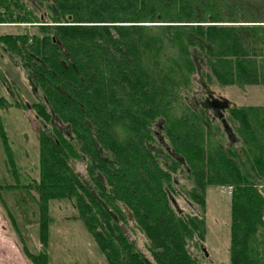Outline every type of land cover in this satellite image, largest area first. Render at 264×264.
Masks as SVG:
<instances>
[{"label":"trees","instance_id":"obj_1","mask_svg":"<svg viewBox=\"0 0 264 264\" xmlns=\"http://www.w3.org/2000/svg\"><path fill=\"white\" fill-rule=\"evenodd\" d=\"M0 25L35 30L1 35L0 51L41 127L39 180L22 190L43 248L50 203L67 200L107 264H198L207 192L230 187L224 264H264V107L214 90L264 85V0H0Z\"/></svg>","mask_w":264,"mask_h":264},{"label":"rangeland","instance_id":"obj_2","mask_svg":"<svg viewBox=\"0 0 264 264\" xmlns=\"http://www.w3.org/2000/svg\"><path fill=\"white\" fill-rule=\"evenodd\" d=\"M155 26L156 24H148ZM160 25V24H159ZM161 26V25H160ZM26 27V28H25ZM31 26L0 25V36L6 34L33 33ZM4 58V59H2ZM4 60V61H3ZM0 68L5 72L6 81L0 80V96L6 97L12 107L0 112V185H16V190L3 193L19 229L27 233L28 247L34 252L41 251L38 241L39 214L35 201L25 189L29 184L39 180V137L41 127L32 111L16 108L17 103H32L27 91V80L14 70L0 51ZM1 74V70H0ZM23 78V81L21 80ZM23 82V84H22ZM19 93L17 98L10 95L9 88ZM216 96L223 93L237 105L264 106V85L247 89H214ZM20 101V102H18ZM15 107H14V106ZM22 106V105H21ZM11 153L10 162L5 146ZM81 168V167H80ZM82 170V168H81ZM25 185V186H23ZM12 186V187H13ZM21 187V188H20ZM230 187L209 189L206 195L208 211L206 241L202 246L190 245V251L198 264H224L229 260L230 246V207L232 195ZM186 203V202H185ZM188 203H186L187 206ZM185 204L179 202L182 210L189 211ZM50 223L47 246L44 252L48 255V264H107L103 253L99 250L92 236L81 221L76 207L67 200L51 201ZM9 227L10 235H6ZM12 232V233H11ZM0 264H32L23 254L20 240L12 227L7 212L0 203Z\"/></svg>","mask_w":264,"mask_h":264},{"label":"flooded vegetation","instance_id":"obj_3","mask_svg":"<svg viewBox=\"0 0 264 264\" xmlns=\"http://www.w3.org/2000/svg\"><path fill=\"white\" fill-rule=\"evenodd\" d=\"M235 105H237V104L235 103ZM219 106L220 105H218L217 107H219ZM240 106H246V107H251V108L260 107V106H255V105H250V106H248V105H240ZM223 108H224V105H222V108H217L216 109V111H217L216 113L219 115V117H218L219 121H220V123L222 125L223 130L226 132L227 137L229 139H233V145H236L237 144V138H236V136H234L235 134L232 131L229 130V127L224 122L227 118L224 115ZM250 112L254 113V111H250ZM250 121H251L250 132H251L252 142H254V140L256 138H257V140L259 139V137L255 133V119H254V116L252 117V119Z\"/></svg>","mask_w":264,"mask_h":264},{"label":"crops","instance_id":"obj_4","mask_svg":"<svg viewBox=\"0 0 264 264\" xmlns=\"http://www.w3.org/2000/svg\"><path fill=\"white\" fill-rule=\"evenodd\" d=\"M1 203V202H0ZM8 204V203H7ZM2 205V204H1ZM2 207L5 209V211L7 212V215H8V217L10 218V220H11V216L12 217H14V215H13V213L11 212V211H13L14 210V206H10L9 204L6 206V207H4L3 205H2ZM11 222H12V227H13V229H15V232H16V234H17V236H18V238H19V240H20V243H21V246H22V248H23V254H24V256L28 259V261L29 262H31L30 260H29V258L26 256V254H25V250H24V244L27 246V248L30 250V251H32L29 247H28V245H29V242L27 241V239H26V237L28 236V234L27 233H23V230H25V229H19V226H18V223L16 222V223H14L12 220H11ZM6 231H7V234L6 235H10V232H9V227H7L6 228ZM12 233V232H11ZM26 237H25V236ZM23 239V240H22ZM38 241H39V243H40V245H41V251L39 252V253H41L42 251H44V248L42 247V244H41V242H40V239H39V236H38ZM33 252V251H32ZM36 254H38V253H36ZM32 263V262H31ZM33 264V263H32Z\"/></svg>","mask_w":264,"mask_h":264}]
</instances>
